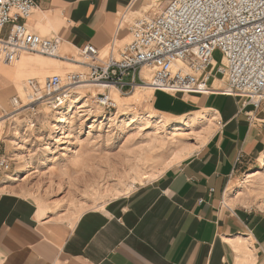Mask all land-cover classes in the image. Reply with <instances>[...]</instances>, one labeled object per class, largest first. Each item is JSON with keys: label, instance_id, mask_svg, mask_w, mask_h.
Segmentation results:
<instances>
[{"label": "crops", "instance_id": "0c3cea01", "mask_svg": "<svg viewBox=\"0 0 264 264\" xmlns=\"http://www.w3.org/2000/svg\"><path fill=\"white\" fill-rule=\"evenodd\" d=\"M35 1L26 24L43 37L61 38L66 61L88 43L107 53L115 41L120 49L129 41L130 19L154 17L168 4ZM15 77L0 61V95L12 92ZM217 80L209 93L154 92L155 109L185 114L206 108L215 126L188 156L104 208L68 219L0 187V264H264V211L239 203L230 191L233 179L264 154V101L256 108L244 97L215 92L223 87Z\"/></svg>", "mask_w": 264, "mask_h": 264}, {"label": "rangeland", "instance_id": "374dc122", "mask_svg": "<svg viewBox=\"0 0 264 264\" xmlns=\"http://www.w3.org/2000/svg\"><path fill=\"white\" fill-rule=\"evenodd\" d=\"M65 51L68 53L67 49ZM65 51L60 50L59 55L65 56ZM69 56L79 58V53L76 50ZM55 57L26 52L13 63H4L8 76L17 75L12 92L8 96L0 95L3 110L0 154L11 164L8 170L0 171V187L33 197L52 214L73 219L85 210L104 208L113 199L149 183L169 165L188 156L215 126L216 116L206 108L185 113L182 124L167 125L169 120L185 114L155 109L154 90L150 87L137 89L140 96L133 98L135 93L120 96L113 91L122 108L120 112L99 107L89 93L68 115V122L61 130L58 125L55 127L59 122L58 111L46 108L41 109L37 124L32 126L27 112H16L13 104L15 96H25L27 80L31 77L44 80L54 73L83 69L73 61ZM216 58L219 59L220 54H216ZM86 91L93 94L99 88L88 87ZM150 93L152 98L146 99ZM85 101L89 106L79 107ZM205 111L207 118L201 119V112ZM263 157L264 154L247 172L234 178L230 186L231 198L260 211H264ZM24 160L32 163L27 166Z\"/></svg>", "mask_w": 264, "mask_h": 264}, {"label": "built area", "instance_id": "2783aa9c", "mask_svg": "<svg viewBox=\"0 0 264 264\" xmlns=\"http://www.w3.org/2000/svg\"><path fill=\"white\" fill-rule=\"evenodd\" d=\"M36 10L35 0H0V61L11 64L26 52L60 54L61 38L43 37L26 24ZM128 24L130 38L120 49L115 41L107 53L88 43L76 58L83 69L29 78L25 96L13 98L16 112H27L35 126L42 108L64 109L82 84L98 87L87 94L112 111L118 109L113 91L128 96L149 86L154 92L209 93L215 79L225 82L220 93L262 105L264 0H168L158 15L135 17ZM10 166L8 158L0 160V170Z\"/></svg>", "mask_w": 264, "mask_h": 264}, {"label": "bare ground", "instance_id": "6f19581e", "mask_svg": "<svg viewBox=\"0 0 264 264\" xmlns=\"http://www.w3.org/2000/svg\"><path fill=\"white\" fill-rule=\"evenodd\" d=\"M57 57H60V55H57L55 58H57ZM61 58V57H60ZM68 59V58H67ZM71 61H73V64H75L76 65V63H77V59L76 58H74V59H71ZM5 64H8V63H5ZM9 65V64H8ZM216 85V84H215ZM94 85H92V84H82V85H80L78 88H77V90L78 91H76V94H75V96L73 97V99L69 102V105L63 110H58V112H57V117L56 118H58L59 119V122L55 125V127L58 125V130L60 129H62L63 127H64V125L68 122V115L69 114H71V113H73L74 112V109L77 107V104H79V103H81L83 100H85V98L88 96L87 95V91H86V88H88V87H93ZM145 87H149V86H145ZM140 89H143L144 87H139ZM138 88V89H139ZM147 89V88H146ZM214 90H215V92H218L219 90H221V88H214ZM144 91H146V90H144ZM138 92H140V90H137V91H135L134 93V95H132V98H133V96H137V93ZM139 96H140V94H139ZM139 96H137V97H139ZM142 96H143V93H142ZM152 93H150V94H148V95H146V99H151L152 97ZM5 98V97H4ZM140 98H142V97H140ZM2 99H3V97H2ZM1 99V100H2ZM143 99H145V98H143ZM142 99V100H143ZM116 100H117V105H118V111L120 112V110H122V108H120V104H119V102H118V99L116 98ZM138 102L140 101V100H137ZM143 102V101H142ZM85 104H83V106H79V107H86V106H89L87 103H86V101L84 102ZM141 103V102H140ZM128 104V103H127ZM123 106H124V104H123ZM126 106V105H125ZM128 106V105H127ZM132 107V106H131ZM204 107V106H203ZM130 108V107H129ZM131 109V108H130ZM133 111V110H132ZM155 111V110H154ZM125 113L126 114H128V115H132L133 113L131 112H129V111H125ZM205 113H207V111H205V112H201V115H200V118L202 119V118H207L206 117V114ZM185 116H187L186 114L185 115H181V116H178V118H176V120H169L168 121V123H166L167 125H179V124H182V123H184L185 122ZM198 116V115H197ZM162 120V119H161ZM162 122V121H161ZM1 129H2V127L0 126V132H1ZM206 134V133H205ZM208 137V136H207ZM26 155H24V157H25ZM23 158V157H22ZM24 159H26V158H24ZM20 161V160H19ZM24 163L25 164H27V166H29L32 162H30V161H27V160H24ZM20 164V163H19ZM22 164V163H21ZM261 165H264V157L261 159ZM23 166H25L26 167V165H24L23 164ZM20 171V170H19ZM137 171V170H136ZM21 172V171H20ZM21 174V173H20ZM16 175V174H15ZM149 175V174H148ZM148 176L146 175V178H147ZM16 179V178H15Z\"/></svg>", "mask_w": 264, "mask_h": 264}]
</instances>
